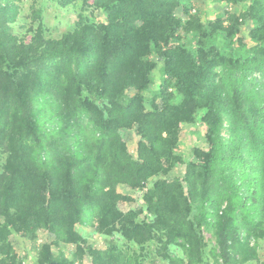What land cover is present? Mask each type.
<instances>
[{
    "label": "trees",
    "instance_id": "obj_1",
    "mask_svg": "<svg viewBox=\"0 0 264 264\" xmlns=\"http://www.w3.org/2000/svg\"><path fill=\"white\" fill-rule=\"evenodd\" d=\"M207 1L82 0L54 35L0 0V264L14 234L34 264H264V0Z\"/></svg>",
    "mask_w": 264,
    "mask_h": 264
},
{
    "label": "rangeland",
    "instance_id": "obj_2",
    "mask_svg": "<svg viewBox=\"0 0 264 264\" xmlns=\"http://www.w3.org/2000/svg\"><path fill=\"white\" fill-rule=\"evenodd\" d=\"M195 1V0H194ZM24 15L30 20H42L49 31L54 35H60L61 33L71 29L75 25L78 14L82 8V0H77L76 4L63 6L57 0H22ZM197 7L204 9L206 12L211 14L216 13V6L213 5V2L207 0H198ZM192 9L193 12L196 11V8ZM181 12V11H179ZM227 41H222L220 44H226ZM200 130L195 131L191 129L189 134L184 139L183 148L186 150L187 154H190V151L194 145L201 143L200 141ZM129 138H132V135H128ZM185 166H180L179 175L184 172ZM138 197L137 206L141 205V193L136 194ZM85 236L89 239V242L93 246L105 245L108 242V238L104 235L94 232L93 229L85 230ZM113 239V237H110ZM211 237L208 235L209 247H211L214 242L210 240ZM12 240L20 251L21 257L23 259V264H34L33 262V251L37 244H35L31 238L26 237L22 234H14ZM44 238L40 239L38 243H42ZM70 246H67L68 248ZM174 252L178 254H183V250L179 246L173 247ZM261 254L264 258V240L261 241L260 246ZM87 264H91L90 261ZM147 264H167L161 258H158L156 255H151L147 258Z\"/></svg>",
    "mask_w": 264,
    "mask_h": 264
}]
</instances>
